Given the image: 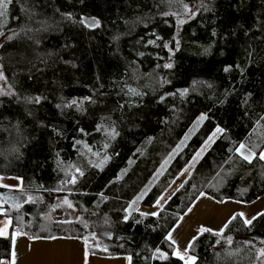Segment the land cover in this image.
I'll use <instances>...</instances> for the list:
<instances>
[{"label": "trees", "instance_id": "1", "mask_svg": "<svg viewBox=\"0 0 264 264\" xmlns=\"http://www.w3.org/2000/svg\"><path fill=\"white\" fill-rule=\"evenodd\" d=\"M195 4L185 23L169 3ZM0 63L12 88L0 95V177L40 196L0 236L78 239L91 256L132 264H184L171 231L199 196L251 204L264 196V0H8ZM200 115L206 120L144 199L154 206L211 134L217 138L154 215L134 212L140 193ZM245 145L254 153L242 158ZM7 193L0 188V196ZM68 199L75 219H48ZM264 212L235 215L188 248L194 264H264Z\"/></svg>", "mask_w": 264, "mask_h": 264}, {"label": "rangeland", "instance_id": "2", "mask_svg": "<svg viewBox=\"0 0 264 264\" xmlns=\"http://www.w3.org/2000/svg\"><path fill=\"white\" fill-rule=\"evenodd\" d=\"M170 7L175 8L177 19L182 24L195 17L198 12V6L195 4H183L179 2L169 3ZM8 5V0H0V11L3 12L4 18L1 22V27H4L10 23V17L6 13V8ZM10 35H5L0 39V44H2ZM12 88L8 83L6 75L4 73L3 66L0 63V95L3 94H11ZM206 120L204 115H200L197 120L191 125L187 133L181 138L180 141L176 144V146L172 149L166 159L162 162V164L158 167L156 172L147 182V184L143 187L140 193L130 202L128 206L129 215L134 212H141L145 215H154L156 214L163 205L170 199L171 196L174 195V191L178 188L181 180L186 176L189 170L194 171L196 165L199 163L201 159L196 162L197 153L202 152L200 150L206 149L207 146L217 137L222 134L220 129H216L215 133L211 134L205 145L198 150V152L194 155L192 160L185 166V168L179 173L177 178L173 181L172 185L163 193L158 202L152 206L153 208H147L143 202L152 188L156 185V183L162 178V176L166 173L174 159L182 152V150L187 146L193 136L199 131L202 124ZM199 127V128H198ZM197 130V131H196ZM196 131V132H195ZM195 133V134H194ZM194 134V135H193ZM193 135V136H192ZM244 148L247 146L242 145ZM210 148V147H209ZM249 149V148H247ZM250 150V149H249ZM206 154V153H205ZM204 154V155H205ZM239 154V153H238ZM203 155V156H204ZM240 155V154H239ZM202 156V157H203ZM241 156V155H240ZM244 158L243 156H241ZM264 158V152L262 154ZM245 159V158H244ZM196 162V164L194 163ZM0 185H4L9 187L10 189H19L21 187V180L17 177H0ZM145 193H147L146 196ZM4 200L0 196V212L2 211L1 206L3 204H7L12 208H20L23 204L30 200H40V196H30L22 192V190L14 193L12 191H8L4 195ZM6 196V197H5ZM144 196V197H143ZM50 204L49 213L47 214L48 219H56V220H67V219H75L80 216L79 208L74 204L73 201L68 199L59 198L53 202H48ZM209 204V206H207ZM264 211V200L259 201L255 205H247L237 201L229 200L223 204L215 201L211 197L207 195L201 199L197 205L194 206L189 215L185 218V220L177 227L172 235L170 236V240L176 244L178 250H184L186 253V247L189 243V237H195L199 235L201 231L210 230L212 232L220 233L224 228L223 221L227 218L230 213H239L243 219L250 217H254L255 215H259ZM5 220H9L5 217ZM247 222V221H246ZM188 229V236L184 235L183 228ZM198 233V234H197ZM259 256L264 260V241H259L257 243Z\"/></svg>", "mask_w": 264, "mask_h": 264}, {"label": "crops", "instance_id": "3", "mask_svg": "<svg viewBox=\"0 0 264 264\" xmlns=\"http://www.w3.org/2000/svg\"><path fill=\"white\" fill-rule=\"evenodd\" d=\"M214 133L215 131L213 132V134ZM216 139L217 137L209 144V146H207L206 149L202 148V150H200L202 151L200 154L199 152L197 153L196 162L202 158V156L208 151L209 147L212 145V143ZM237 152L247 160H251L254 157V153L251 152L249 149L244 148L242 145L239 146V148L237 149ZM196 162L194 163L196 164ZM190 175H191V171L189 170V172L181 180V182L178 185V188L174 192H176L185 183V181L189 178ZM0 188L6 190L7 192L12 191L14 193H17L18 191L22 190V182H21V187L19 189L17 188L10 189L9 187L4 186V185H0ZM146 195L147 193H145L144 196ZM204 196L206 195L202 194L201 196H199L197 200L193 203V205L188 209V211L182 215L178 224L171 231L169 238L174 232V230L180 226V224L185 220V218L192 211L194 206L197 205V203L201 199H203ZM1 198L4 200L3 195L1 196ZM263 200H264V196L259 198L257 201L251 204H247V205H255L259 201H263ZM225 202H220V204H223ZM207 206H209V204ZM146 207L149 208L148 206ZM150 208H153V207H150ZM235 215H240V214L230 213L227 216V218L222 223L224 224L223 228H225L227 223ZM257 216L258 215H255L254 217H250V219L245 218L244 220L247 222H250ZM10 229H11V220L10 219L5 220V216L0 215V236L8 237L10 235ZM183 230H184L183 236L185 237L188 236L187 227L183 228ZM196 237L197 235L195 237H191V238L189 237V243L186 247L187 253L184 250H178L176 247L175 256L180 258L184 264H194L195 262V258L188 253V248ZM0 264H132V260H131V257L127 255H120V256H91V255H88L85 251L83 243L78 239L57 238V239H37V240L35 239L34 240V239H30L26 237L23 234H14L12 237V244H11V260L9 262H0Z\"/></svg>", "mask_w": 264, "mask_h": 264}, {"label": "water", "instance_id": "4", "mask_svg": "<svg viewBox=\"0 0 264 264\" xmlns=\"http://www.w3.org/2000/svg\"><path fill=\"white\" fill-rule=\"evenodd\" d=\"M6 197V196H5Z\"/></svg>", "mask_w": 264, "mask_h": 264}]
</instances>
